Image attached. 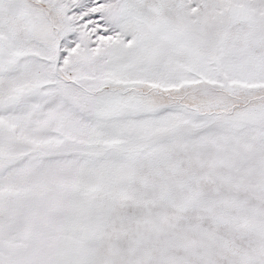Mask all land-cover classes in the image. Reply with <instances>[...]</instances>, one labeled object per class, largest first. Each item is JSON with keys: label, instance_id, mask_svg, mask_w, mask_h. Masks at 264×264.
Returning a JSON list of instances; mask_svg holds the SVG:
<instances>
[{"label": "snow or ice", "instance_id": "obj_1", "mask_svg": "<svg viewBox=\"0 0 264 264\" xmlns=\"http://www.w3.org/2000/svg\"><path fill=\"white\" fill-rule=\"evenodd\" d=\"M0 264H264V0H0Z\"/></svg>", "mask_w": 264, "mask_h": 264}]
</instances>
